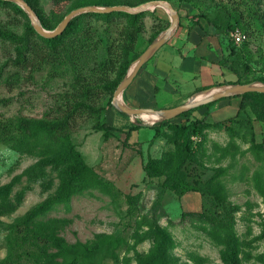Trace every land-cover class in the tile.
<instances>
[{
    "label": "rangeland",
    "instance_id": "1",
    "mask_svg": "<svg viewBox=\"0 0 264 264\" xmlns=\"http://www.w3.org/2000/svg\"><path fill=\"white\" fill-rule=\"evenodd\" d=\"M166 1L178 11L181 18L180 27L176 36L156 52L124 91L123 100L129 106L174 107L181 104L180 102L183 103L187 95L192 94L205 82H210L212 87H215L218 86L217 83L227 79L237 80L240 74L245 72L244 66L243 68L238 66L236 59L227 57L228 38L217 36L216 50L208 49V46H202V48L204 53L210 54L209 61H219L224 69V76H218L216 80H208L204 75L192 73V69L187 72L179 69V73L174 69L170 79L165 80L166 83L171 81L173 90L167 89L162 80L152 87L156 79L153 80L154 76L146 69H151L152 63L158 57H164L168 61H178L180 48L184 42L183 34L187 32L195 34L199 30L217 31L214 25L203 20L206 19L203 15L226 23L232 22L238 15L243 14L244 29L248 31L245 33L240 29L247 38H250L247 48L254 54L251 59H248L250 65L255 68L253 75L263 73L262 64L258 61H261L260 54L264 52V0H257V5L253 7L254 10H258L262 18L254 16V13L250 12V6L241 3V0H187L182 3L178 0ZM42 2L48 14L55 9L58 11V16H65L69 11L68 4L55 8L52 0H42ZM157 8L156 16L151 13L152 10H147L150 12L144 17L145 29L139 37L137 51L129 55V60L132 61L129 68L151 44L150 37L153 34V26L158 24V18L168 20L167 26L170 24L169 13L162 7ZM55 20L52 23H55ZM26 23V19L15 10L6 6L0 7L1 31L12 30L22 34ZM91 23L97 36L102 39L115 41L119 37V24L94 19H91ZM179 33L181 35L177 37ZM197 39L198 37L194 35V40ZM220 43L221 46H225L224 51L218 45ZM14 48L13 43L0 37V71L4 69V76L17 72L20 74L18 79L9 83L4 79L0 81V119L19 117L53 119L59 114L56 100L60 94L72 93L76 85V70L72 61L64 51H61L49 55L51 57L41 68L32 71L31 67L17 69L11 63V59L15 57ZM187 49L188 46L185 44L182 50ZM85 54L80 63V71L88 75L91 68L106 57L107 52L104 45H101L97 50H89ZM134 54L138 55L135 59ZM226 60L228 64L225 66ZM6 62H8L7 65H5ZM195 69L196 67L193 70ZM120 77L119 72L112 73L111 84L105 91L100 89V95L88 100L92 109H86L79 114L76 122L70 127L88 163L103 178L114 183V192L107 193L100 188L86 190L72 198L70 209L61 205L42 218L66 219L59 234L70 244L86 243L102 233L124 238L127 243L119 249V258H107L105 264H123L122 259L126 254L134 255L133 250L128 252L133 245L142 253L150 250L153 240L144 238V232L147 229L146 226L141 225L144 216L155 217L162 226L169 227L175 242V246L167 252V258L171 261L177 264H223L220 255L221 246L211 236V225L201 220H191L188 215L185 216V212L204 211L205 208L210 207V196L208 198L206 196L208 192L202 189L180 194L168 187L164 188L162 180L149 178L146 174L144 166L149 158L161 157L171 144L166 136L155 137V130L151 126L139 124L140 128L132 129L131 126L136 118L123 114L110 104L124 76ZM239 107L240 98L221 99L209 121L212 124L219 123L224 126L229 118L238 115ZM207 110L208 107H202L190 115L177 116L171 120L180 122L196 117L201 118ZM239 117L245 118L248 123L237 124L240 134L236 137H232L229 132L218 126L206 129L205 138L201 135L194 136L192 140L195 157L188 160L186 165L190 174L202 180L198 182L199 185H204L203 181L210 178L219 168L225 170L219 180L226 187V198L229 202L240 205V210L235 213V219L237 233L243 240L242 264H264V238H258L262 234L264 200L254 183V175L261 169L264 161L258 160L254 152L249 149L251 144L244 141L249 140L252 133L257 141H261L264 137V121L255 117L251 111L241 112ZM247 117L251 118L252 124ZM136 120L143 121V119ZM103 123L110 125L107 136L104 135V130H97V127ZM231 142H235L240 148V151L234 155L224 153V148ZM37 160L38 157L21 154L0 142V185L22 174ZM57 184V172L51 168H47L46 174H40L35 178L24 175L15 185L10 200L0 203V259L8 254L7 236L10 224L31 207L43 201L50 192L55 190ZM49 185L51 187L47 188ZM22 190L23 194H20ZM16 241L18 250L30 249V242H25L21 235H17ZM22 260H35V258L34 255H28ZM23 264H34V262L25 261ZM132 264H135L134 260Z\"/></svg>",
    "mask_w": 264,
    "mask_h": 264
},
{
    "label": "trees",
    "instance_id": "2",
    "mask_svg": "<svg viewBox=\"0 0 264 264\" xmlns=\"http://www.w3.org/2000/svg\"><path fill=\"white\" fill-rule=\"evenodd\" d=\"M25 1L37 13L42 25L46 29H53L70 11L82 6L92 4L137 6L151 0H52L55 8L69 5V11L65 16H58V11L55 9L48 14L44 9L42 0ZM178 1L182 3L187 0ZM257 2V0H241V3L250 6V12L254 13V16L261 17L257 12L258 10L253 8L254 5H257ZM1 6L15 10L27 21L25 31L22 34L12 30L5 32L0 30V37L15 45V57L11 59L12 65L17 69L31 67L32 71L33 69L41 68L45 61H48L49 57H51L49 55L64 51L69 56L76 70V85L72 93L60 94L56 100L59 114L53 119H29L24 117L0 119V142L21 154L38 157V160L25 169L22 174L15 176L8 183L0 185V203L10 200L15 185L20 182L24 175L29 178H35L40 174H46L47 168H51L57 172L58 178V184L54 191L50 192L43 201L31 207L15 222L10 224L7 236L8 254L5 258L0 259V264H23L25 261H32L34 264H105L107 258L118 259L119 249L127 243L124 238L102 233L97 234L94 239L86 243L77 242L70 244L59 234L66 219H43L42 216L61 205L70 209L72 198L86 190L100 188L107 191V193L114 192V183L103 178L88 163L70 127L76 122L79 114L86 109H92L88 100L100 95V89L105 91L108 85L111 84L112 73L119 72L121 77L125 76L132 62L129 60V55L137 51L136 47L139 37L145 29L144 17L150 11L140 13L125 11L83 13L74 17L61 35L48 38L40 35L35 30L27 13L18 4L12 1L0 0ZM157 11L158 8L151 13L156 16ZM203 16L206 18L203 20L215 26L217 30L215 32L216 36H226L228 38L229 41L226 44L227 57L236 59L238 66L241 68L244 66V69H246L237 80H225L216 85L252 81L264 83V52H261V61H258L262 64L263 73L253 75L255 68L250 65L248 59H251L254 54L247 48L250 38H246L241 44H236L230 36L231 31L236 27L247 33L248 29H244L245 23L242 21L243 14L241 16L238 15L232 22L226 23L214 20L206 15ZM91 19L119 24V37L115 41H108L97 36ZM53 20H55V23H52ZM166 23H169V21L161 17L158 18V24L153 26L150 42L168 27ZM205 31L207 32L208 30ZM101 45L106 48V57L91 68L90 74L84 75L80 71V63L85 57V53L89 50H97ZM224 47L223 51L225 50ZM137 56V54H134V59ZM224 63L226 66L228 61L226 60ZM7 64L8 62L5 65ZM3 71L4 69L0 71V81L4 79L9 83L20 77L18 72L4 76ZM234 97L240 98L239 113L229 118L224 126L219 123L212 124L209 121L219 100L180 115H190L202 107H208V110L201 118L196 117L180 122L162 120L152 125L151 128L155 130V137L166 136L171 145L161 157L149 158L144 166L148 177L162 180L164 188L168 187L180 194L202 189L208 192L206 196L207 198L210 196V207L205 208L204 211L185 212V216L188 215L191 220H201L211 225V236L221 246L220 255L223 264H242L243 240L237 233L235 219V213L240 210V205L233 204L226 198V187L219 180L220 175L225 171L223 168H219L210 178L203 181L204 185H199L198 182L202 180L190 174L186 164L188 160L195 157L193 137L201 135L205 138V131L209 127L218 126L229 132L232 137H236L240 134L237 124L248 123L245 118L239 117L241 112L251 111L255 117L264 121V93L247 92ZM111 101L112 99L110 100L112 105ZM247 119L252 124L251 118L247 117ZM131 127L132 129H138L141 126L133 122ZM97 130H104V135L107 136L110 131V125L103 123L97 127ZM244 141L251 144L249 149L254 152L258 160L263 162L264 137L261 141H257L254 133H252L251 138ZM238 151H240V148L235 142H231L224 148V153L226 154L231 153L234 155ZM254 183L264 200L263 165L255 173ZM50 187L51 185L47 186V188ZM20 194H23V190ZM262 216V234L258 238H264V212ZM141 225L147 227L144 232V238H151L153 245L147 253L140 252L133 245L128 249V252L133 250L134 255L126 254L122 259L123 264H132L133 260L135 264H177L167 258V252L175 246L169 227L162 226L155 217L149 216L142 218ZM17 235H21L25 242H30V249L18 250ZM28 255H34L35 260H22Z\"/></svg>",
    "mask_w": 264,
    "mask_h": 264
},
{
    "label": "water",
    "instance_id": "3",
    "mask_svg": "<svg viewBox=\"0 0 264 264\" xmlns=\"http://www.w3.org/2000/svg\"><path fill=\"white\" fill-rule=\"evenodd\" d=\"M12 1L22 7L31 19L32 25L35 30L42 36L53 38L61 35L70 21L83 13L88 12H99V13H109L114 11H125L129 13H140L147 10H155L157 7L164 8L170 16L169 26L163 30L152 42L151 44L139 55V57L133 62L132 66L129 68L124 78L116 88L113 98L112 105L120 112L124 114L131 115L136 119H142L141 115L145 113L156 114L158 116V122L162 120H171L177 116H180L184 112L192 110L194 108L206 105L208 103L218 101L224 98L239 96L247 92H262L264 93V83L259 81H252L248 83H231L221 86H215L211 88H206L195 92L187 101L178 104L174 107L168 108H143V107H132L129 106L123 100V93L128 88V86L133 82L135 77L138 75L141 68L156 54V52L173 36L177 33L180 27V15L176 8L166 0H151L143 5L133 7L129 5L119 4V5H86L76 8L70 11L59 25L54 29H46L42 22L34 11V9L25 0H7ZM134 119L136 124H141L144 126H152L154 123H148L144 120L142 122ZM264 168V162H263Z\"/></svg>",
    "mask_w": 264,
    "mask_h": 264
},
{
    "label": "crops",
    "instance_id": "4",
    "mask_svg": "<svg viewBox=\"0 0 264 264\" xmlns=\"http://www.w3.org/2000/svg\"><path fill=\"white\" fill-rule=\"evenodd\" d=\"M192 31H194V30H192ZM207 34H206L205 30H203V31L199 30L198 32L196 31L195 34H193L191 32H190V34L188 32L186 34H183L184 37L183 36L182 37H183L184 42H183V46L180 48V52L178 55L179 60L176 62L174 60L168 61L164 57H158L152 63V68L146 69V71L149 74L154 76L153 80L156 79V81L153 82L154 84H152V87L155 85V83H159V81L162 80L165 82L167 89L173 90L174 86L171 84V81H170V83H166L165 80L170 79V74H172L174 69L177 73H179L178 72L179 69L184 71V72H187V70L192 69L191 70L192 73H195V75H204V77H207L208 80L209 79L210 80H213V79L216 80V78H218V76H224L225 75L224 69L219 64V61H216V62L209 61L210 54L207 55L206 54L207 52L206 53L203 52L202 46H204V47L208 46V49H211L213 51L216 50V47H218L216 44V41H218V37L216 36L215 32H212L210 30L207 32ZM211 34H213V35H211ZM177 35H178L177 37H179L181 34L179 33ZM194 35H196L198 37L199 41H198V39L194 40ZM174 36H176V34ZM185 44H187L188 49L182 50V48H184ZM218 45H220V47L223 48V46H221L222 45L221 43ZM203 56H205V58H203ZM165 64L167 66H165ZM162 67H164L165 69H163ZM195 67H196V69L194 71L193 69ZM227 80H230V79H227ZM212 86H213L212 83L205 82L204 85H202L199 88H196L192 94H194L195 92H198L200 90L205 89L204 87L209 88ZM192 94L187 95L184 98V101L187 100V98H189V96H191ZM180 103H182V102H180Z\"/></svg>",
    "mask_w": 264,
    "mask_h": 264
},
{
    "label": "built area",
    "instance_id": "5",
    "mask_svg": "<svg viewBox=\"0 0 264 264\" xmlns=\"http://www.w3.org/2000/svg\"><path fill=\"white\" fill-rule=\"evenodd\" d=\"M230 36L236 44H241L247 38L246 34L239 27L234 28L231 31Z\"/></svg>",
    "mask_w": 264,
    "mask_h": 264
},
{
    "label": "bare ground",
    "instance_id": "6",
    "mask_svg": "<svg viewBox=\"0 0 264 264\" xmlns=\"http://www.w3.org/2000/svg\"><path fill=\"white\" fill-rule=\"evenodd\" d=\"M141 118L148 123H155L158 120V116L156 114H151V113H145L141 115Z\"/></svg>",
    "mask_w": 264,
    "mask_h": 264
}]
</instances>
